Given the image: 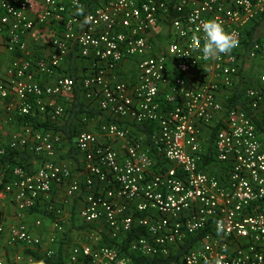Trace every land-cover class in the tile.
<instances>
[{"label":"built area","instance_id":"2783aa9c","mask_svg":"<svg viewBox=\"0 0 264 264\" xmlns=\"http://www.w3.org/2000/svg\"><path fill=\"white\" fill-rule=\"evenodd\" d=\"M211 18L239 43L206 61L201 25ZM262 18L264 0H105L88 12L80 0H0V36L12 56L0 79V158L13 151L40 157L35 170L0 173V264H45L33 253L39 250L55 260L75 198L82 227L73 231L66 264L167 257L201 233L184 264H264V141L254 119L264 113V69L259 85L242 89L248 109L228 106L244 61L264 64V35L245 44ZM74 52L84 61L78 79L67 73ZM136 58L135 82L110 77ZM76 88L104 117L98 132L76 135L80 170L57 159L60 133L26 121L5 137L4 126L19 118L60 123ZM218 119L224 125L206 152L204 128ZM137 125L154 128L130 137ZM206 154L220 173L209 170ZM8 202L19 214L45 215L33 226L7 225ZM45 216L52 221L46 238Z\"/></svg>","mask_w":264,"mask_h":264},{"label":"trees","instance_id":"16d2710c","mask_svg":"<svg viewBox=\"0 0 264 264\" xmlns=\"http://www.w3.org/2000/svg\"><path fill=\"white\" fill-rule=\"evenodd\" d=\"M82 4L85 7V12L92 11L94 10L97 5L102 2V0H80ZM105 1V0H103ZM263 20L264 18L260 19L259 21H256L253 23L250 27V29L247 30V40L245 41L246 44V50L250 47L254 39L258 36V30L261 29L263 26ZM264 35V33L262 34ZM69 73L72 77L78 79L79 73L77 70V56L76 52L73 53L71 57V62H70V71L67 72ZM73 102L72 106L67 109V114L66 118L64 117L66 121L64 123H51V122H41L39 123L36 121L35 118L32 117H26V118H19L18 123L23 124L26 121H30L33 123L35 128H43L46 130H53L57 133H60L61 135L64 136V138L70 139L71 143L73 144L74 142V137L77 135L78 132H80V128L83 125V120L84 118L88 117H94L96 115H101L100 110H91L86 102L83 100L82 95L80 94V91L78 88L75 89L74 95H73ZM229 106H243L246 107L244 100H243V94H242V89L240 88L239 85L236 86V89L232 96L228 100ZM247 108V107H246ZM248 109V108H247ZM249 113H251L249 111ZM255 123L257 126V130L260 134L261 139L264 141V113L258 114L255 116ZM153 125H137L133 131L132 134L136 135L138 131H141L145 133L147 136H150L152 131H153ZM221 129L220 126H212L210 129H208L209 133V150L210 153L213 152V147L212 144L215 140V137L218 133V131ZM74 156L72 153L71 156ZM32 157L31 154L27 151H13L11 153H8L6 156L0 158V167H3L5 170V174L7 175V178H10L12 174V169L15 166H22L26 169H28L26 165V161ZM208 158V157H207ZM214 159L209 158V160H206L207 163H211ZM140 232L139 230L134 231L133 233L129 234L127 239L124 240V245L127 244L130 240L134 239L137 235H139ZM203 237V234H199L197 236L190 237L186 240V242L180 246L179 250L177 252L172 253L170 256L163 257V256H158L155 257L154 259H148L146 257L140 256V255H135L132 254L133 256V261L134 264H184L181 261V256L184 255L188 250L201 238ZM108 242V241H106ZM36 257L39 259L43 260L45 264H66V259L62 253V250H58L57 255L55 260L48 259L44 256H40L36 253H34Z\"/></svg>","mask_w":264,"mask_h":264},{"label":"crops","instance_id":"0c3cea01","mask_svg":"<svg viewBox=\"0 0 264 264\" xmlns=\"http://www.w3.org/2000/svg\"><path fill=\"white\" fill-rule=\"evenodd\" d=\"M103 1V0H102ZM164 29V30H163ZM163 32L161 33V35L164 36V31L165 28H163ZM161 30V28H158L155 33H157V31ZM159 33V32H158ZM160 35V34H159ZM159 39V36H158ZM32 41V40H31ZM0 49L5 53L6 58H8V64L11 61V54L6 51V49L4 48V46L2 45V37L0 36ZM72 57V56H71ZM71 62V60H70ZM138 62L139 59H131L128 60L122 64H120L119 66H117L116 68H114L111 72H110V77L114 80H123V79H127L130 82H135L137 79V75L139 72V68H138ZM254 61L251 60H245L242 68H241V72H240V82L238 83V85L240 86L241 89L244 88L245 84H249L254 83L257 84V80L256 77H253L252 73L254 72V70H252V66L254 65ZM77 70L78 73H83L84 71V61L82 59L77 58ZM6 74V70L4 72L3 77ZM2 77V78H3ZM127 81V82H128ZM83 100L85 101V99L83 98ZM73 100L69 102L68 104V108H70L73 104H72ZM86 102V101H85ZM87 106L91 109V110H99L98 108L94 107L93 105L87 103ZM229 106V104H228ZM102 113V112H101ZM100 114V113H99ZM96 115L94 117H88V118H84L83 120V125L80 128L79 131H91V132H98L99 130V125L100 122H102L104 120V117L102 115ZM66 118V115H65ZM66 120L62 119L60 122L64 123ZM216 123L210 126H207L204 128V132L203 135L206 133L208 135V129H210V127L212 126H220L222 127L224 125V121L218 119L217 121H215ZM22 125L17 122L11 123V124H7L4 126V135L6 138H8L9 136H11L12 133L17 132L20 130V127ZM7 129H11V131H8ZM11 132V133H9ZM139 133H141L140 131H138L136 133V135H138ZM78 134V133H77ZM208 139V138H207ZM204 142H206V145L204 144V148L205 150H207L206 152L210 151L209 150V145L210 142L209 140L206 141V139H204ZM76 136L74 137V142L73 144L71 143L70 139L64 138L63 136V141L62 144L60 146H58V150H57V154L56 157L57 159H65L67 160L71 166L74 168V170H80L81 169V165H82V155L77 151L76 149ZM74 154V156L71 154ZM31 154V153H30ZM32 157H30L25 163L27 165V167L31 170H35L39 167L40 164V157L39 156H35L33 154H31ZM207 154H206V160H209V157L207 158ZM207 163V162H206ZM209 165V170L212 172H216V173H220L222 170V167L218 166L216 161H212L211 163H208ZM2 168L0 167V173L2 172ZM58 198H64V189L60 188L58 190ZM82 200L81 199H74L72 200V202H70L69 204L66 205L67 207V211L69 214V220L67 222V232H66V238L65 240L70 241V239L73 236V242L76 239L75 233H73V231H77L79 230L82 225L81 222H79V218L77 217V208L81 205ZM3 211L5 212V220H6V224L10 225L13 223H18L20 221H26L29 223L30 226L34 225V222L36 219L40 218L38 217L42 212L40 211H33L31 213H26V214H19V212L17 211V209L15 208V206L11 203H5V206H3ZM44 213H42L43 215ZM52 230V221L45 216V221L42 227V235L46 238L49 233ZM8 236V232L5 234V238ZM65 240H63V242L59 244V246L56 247L57 252L58 250H62V253L64 255V252L67 248V243L64 242ZM32 252L31 250H27V253ZM42 252V251H41ZM40 250L39 251H33V253H36L38 255H43V253H41ZM65 259L67 258L66 255H64Z\"/></svg>","mask_w":264,"mask_h":264},{"label":"clouds","instance_id":"9594fccd","mask_svg":"<svg viewBox=\"0 0 264 264\" xmlns=\"http://www.w3.org/2000/svg\"><path fill=\"white\" fill-rule=\"evenodd\" d=\"M83 12V7L77 4L76 14L83 15ZM201 30L203 32L201 51L206 61L217 60L222 54H229L238 46L239 42L235 35L226 31L223 24L215 18L205 20L201 25Z\"/></svg>","mask_w":264,"mask_h":264},{"label":"rangeland","instance_id":"374dc122","mask_svg":"<svg viewBox=\"0 0 264 264\" xmlns=\"http://www.w3.org/2000/svg\"><path fill=\"white\" fill-rule=\"evenodd\" d=\"M263 33H264V23H263V26L261 27V29L258 30V35H262ZM158 36H159V40L160 41L163 40L162 43H161V45L164 44L165 43V39L163 38V36L161 34L158 35ZM8 65H9L8 64V58H6L5 53L0 49V79L3 77L4 72L7 69ZM263 69H264V64L255 62L254 65L252 66V70H254V72L252 73V75H253V77H256L257 84H254V83H251L250 82L249 84L246 83L244 87L257 86V85H259V76H260V74H261V72H262ZM120 81H128V80L127 79H123V80H120ZM128 82H130V81H128ZM7 130L8 131H11V129H7ZM9 133H11V132H9ZM131 135H134V134H132V131L130 132V137H131ZM203 137H204V139H206V141L207 140H210L209 133H208V135L205 133L203 135ZM204 144L206 145V142H204ZM44 215L45 214L42 215V213H41L38 217H42L43 218ZM66 243H67L68 246H67V248H66V250L64 252V255H66V257H67L68 256V253H69V250L74 245L73 244V236L70 239V241H68Z\"/></svg>","mask_w":264,"mask_h":264}]
</instances>
